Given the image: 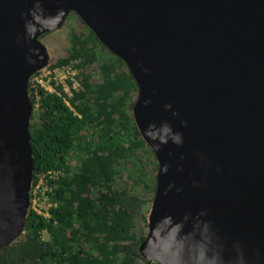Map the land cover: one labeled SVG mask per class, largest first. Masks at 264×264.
<instances>
[{
	"label": "water",
	"instance_id": "water-1",
	"mask_svg": "<svg viewBox=\"0 0 264 264\" xmlns=\"http://www.w3.org/2000/svg\"><path fill=\"white\" fill-rule=\"evenodd\" d=\"M76 13L128 66L158 163L148 263L264 264V0H0V249L25 233L29 82Z\"/></svg>",
	"mask_w": 264,
	"mask_h": 264
},
{
	"label": "trees",
	"instance_id": "trees-1",
	"mask_svg": "<svg viewBox=\"0 0 264 264\" xmlns=\"http://www.w3.org/2000/svg\"><path fill=\"white\" fill-rule=\"evenodd\" d=\"M83 24L67 52L50 62L52 69L76 62L81 88L70 105L61 85L58 94L29 82L33 186L45 175L52 204L47 217L30 206L25 233L0 249V264H163L148 263L139 251L156 176L146 181L139 155L150 147L132 115L138 86L126 63ZM124 171L145 193L118 185Z\"/></svg>",
	"mask_w": 264,
	"mask_h": 264
},
{
	"label": "built area",
	"instance_id": "built-area-1",
	"mask_svg": "<svg viewBox=\"0 0 264 264\" xmlns=\"http://www.w3.org/2000/svg\"><path fill=\"white\" fill-rule=\"evenodd\" d=\"M61 73L59 75L58 73ZM79 69L76 67V62L71 61L69 64L62 65L52 69L50 66L37 72L30 79L33 87L41 85L47 92H54L61 94L59 85L62 86V90L65 92L64 100L70 105V97L73 96V92L81 88L80 81L78 79ZM39 104L40 97L37 96ZM36 105V107H37ZM53 177H56L57 173H50ZM33 190V191H32ZM49 187L46 185L45 175H41L38 184L31 189V206L39 213L44 214L46 217L50 216L49 208L51 202L47 193Z\"/></svg>",
	"mask_w": 264,
	"mask_h": 264
},
{
	"label": "rangeland",
	"instance_id": "rangeland-1",
	"mask_svg": "<svg viewBox=\"0 0 264 264\" xmlns=\"http://www.w3.org/2000/svg\"><path fill=\"white\" fill-rule=\"evenodd\" d=\"M84 30V24L82 19L76 14V13H69L66 21L64 22L63 26L55 29L53 31L47 32L42 35L41 40L45 45L47 46L50 56H51V61L54 60L56 57L60 56L61 54H65L70 47V36L73 32V30ZM50 66V65H49ZM94 77H96L95 73ZM61 75V73H58ZM35 110V109H34ZM34 113V111H33ZM141 157L144 158L146 161V181L149 183L151 178L153 176H156L157 171H158V163L156 157H154V154L151 152L150 148H144L140 151L139 154ZM133 166V165H132ZM134 183L132 182V179H130L124 171L121 175V179L118 182L119 186H124L126 185L128 188L132 186V191H140L141 193L144 192V184L140 183L139 185H133ZM133 187H135L133 189ZM46 238V236H45Z\"/></svg>",
	"mask_w": 264,
	"mask_h": 264
},
{
	"label": "flooded vegetation",
	"instance_id": "flooded-vegetation-1",
	"mask_svg": "<svg viewBox=\"0 0 264 264\" xmlns=\"http://www.w3.org/2000/svg\"><path fill=\"white\" fill-rule=\"evenodd\" d=\"M53 57V55H51Z\"/></svg>",
	"mask_w": 264,
	"mask_h": 264
}]
</instances>
